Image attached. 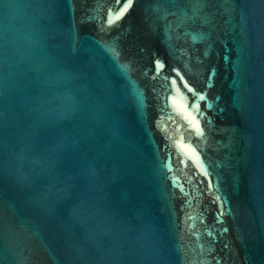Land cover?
Listing matches in <instances>:
<instances>
[{
	"label": "water",
	"instance_id": "95a60500",
	"mask_svg": "<svg viewBox=\"0 0 264 264\" xmlns=\"http://www.w3.org/2000/svg\"><path fill=\"white\" fill-rule=\"evenodd\" d=\"M0 264H264V0H0Z\"/></svg>",
	"mask_w": 264,
	"mask_h": 264
},
{
	"label": "snow or ice",
	"instance_id": "6c2138e0",
	"mask_svg": "<svg viewBox=\"0 0 264 264\" xmlns=\"http://www.w3.org/2000/svg\"><path fill=\"white\" fill-rule=\"evenodd\" d=\"M116 3L120 4L121 7H124L126 4L133 3V0H123V2H122V0H116ZM125 15H126V12H121L120 13L121 17H124Z\"/></svg>",
	"mask_w": 264,
	"mask_h": 264
}]
</instances>
